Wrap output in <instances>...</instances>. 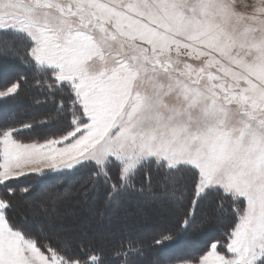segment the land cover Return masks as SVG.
Returning a JSON list of instances; mask_svg holds the SVG:
<instances>
[{
  "label": "snow or ice",
  "instance_id": "6c2138e0",
  "mask_svg": "<svg viewBox=\"0 0 264 264\" xmlns=\"http://www.w3.org/2000/svg\"><path fill=\"white\" fill-rule=\"evenodd\" d=\"M0 60L28 73L0 75V101L27 87L46 109L0 121V264H111L57 197L21 186L46 170L180 214L113 248L119 264L189 232L202 247L178 264H264V0H0Z\"/></svg>",
  "mask_w": 264,
  "mask_h": 264
},
{
  "label": "trees",
  "instance_id": "16d2710c",
  "mask_svg": "<svg viewBox=\"0 0 264 264\" xmlns=\"http://www.w3.org/2000/svg\"><path fill=\"white\" fill-rule=\"evenodd\" d=\"M3 60H0V62ZM1 68H0V73H2L3 71H7L8 69H12L14 67H16L19 72L17 73H21V74H25L27 75V71L25 69V67L23 65H21L19 62H5L3 61L1 63ZM14 66V67H13ZM35 93L33 92V90L31 88H25L24 91L21 93V95L14 99V100H8L6 102L4 101H0V121H3L5 119H15L17 121H29L31 120L33 117H38V118H42L41 114L46 110L44 107L39 108V106L34 105L33 103V97H34ZM21 100H25V104L24 106H19L18 101ZM31 102V103H29ZM23 103V102H22ZM21 103V104H22ZM33 103V104H32ZM32 104V105H31ZM15 106L17 105L18 107L16 108L15 112L12 113L11 117H2V115H4L5 113L8 114V112L11 109V106ZM27 107V108H26ZM30 107H32V109H30ZM30 109L29 113H26L24 111H22L23 109ZM41 109V112H38L39 109ZM18 109V110H17ZM37 109V110H35ZM13 112V110H11ZM19 126V125H18ZM46 131V128L44 127H37L35 130H27L25 129L22 132V141H29V140H34V139H39V140H43V134ZM22 181V185H27L30 184L33 188H39L40 189V185L41 184H48L49 185V189L47 191V194L45 196H50L52 194V192H54L55 189H57L58 187L60 188H69L72 187L73 189H75V191H73V193L75 194V196L77 197H81L82 195H80L78 192L82 191V190H76L78 187L82 186V188H88L86 191H83V196L84 197L86 195V193H92L91 189L85 185L84 183V179L79 176V175H59L57 173H53V172H48L46 171L45 174L43 176L40 175H36V174H32L28 177H21L20 178ZM99 203V206H96V217L94 219H99L103 222L107 221V219L109 218L112 219L113 217L116 220V224H114L113 226H118L117 230H114V232L116 233L115 236L119 237L120 240H115L112 243L107 242L109 239L111 238H101L100 236H98L97 234H91L90 237L92 238V240L95 242L97 240H101L98 243H101L104 241V243L106 244V246H103L102 248H104V255L106 257V259L111 258L112 262H115V264H119V261L117 259V257L115 256V254L113 253L112 249L117 247L118 245L122 244V243H127L128 241H150L152 235H154L157 231H161L164 230L166 228H178L179 227V222H180V214L178 212H176L175 219H168V223H161L159 224V226H157V224L155 223H147L144 220L142 226L137 227L132 229L133 227H131L132 223L133 224H139L141 223L140 221L145 219L146 217H154L152 216V214H156V207L154 206L151 207L152 210L149 213H146V209L148 207V204H146L145 201L137 199L135 197H126L122 200H120L117 203H111V202H105V200L100 197L99 201H97ZM97 202L95 205H97ZM138 207V208H137ZM206 207V208H205ZM205 208V209H204ZM150 209V208H149ZM148 209V210H149ZM201 212H209L211 211V209L206 205H203L200 209ZM126 212L129 213L126 215ZM162 214H166V213H162ZM129 219V222L127 221ZM137 220V222H135ZM151 220V219H148ZM230 223V219L228 217H225L224 219H222L219 222V227L221 229L226 228L228 226V224ZM118 224V225H117ZM112 225V223H111ZM93 235V236H92ZM98 236L97 237L95 236ZM202 240L203 237H201L199 234L197 233H192L189 232L187 234L184 233H180V235L178 236V242L177 243H172V244H168L163 248H154V249H150L145 256L146 257H155L158 255L162 256V260H167L168 264H178V261L172 259L175 257H181V256H186V255H190V254H196L198 253V250L202 247ZM97 244V242H95ZM98 247H100V245L97 244ZM187 247L188 250H181L180 252L178 251H172V249L174 248H179V247ZM175 249V250H176ZM153 253V254H152ZM144 261V260H143Z\"/></svg>",
  "mask_w": 264,
  "mask_h": 264
},
{
  "label": "rangeland",
  "instance_id": "374dc122",
  "mask_svg": "<svg viewBox=\"0 0 264 264\" xmlns=\"http://www.w3.org/2000/svg\"><path fill=\"white\" fill-rule=\"evenodd\" d=\"M2 62L3 61L0 62V68H1V65H2L1 63ZM17 72H19V70L16 67H14L12 69H8L6 72L3 71L2 73H0V75H3L5 73L8 74V75H15ZM18 102L19 103L17 105H19V106H22V104H25V103L21 104V102H24V100H21V102L20 101H18ZM29 103H31V102H29ZM17 105L11 106V109L8 112V114L5 113L4 115H2V117L3 116L5 118L6 117H11L12 113H14L16 108L18 107ZM40 107L41 106H39V108ZM26 108L23 109L22 111H24L26 113H29L30 109H32V107H30V109L29 108L26 109ZM39 108H37V109H39ZM37 109H35V110H37ZM11 110H13V112ZM23 142H33V140L23 141ZM40 142H43V140H40ZM39 187H40V189L43 190L42 194H41V198H46L47 196H45V195L47 194V191L50 188L49 185L48 184H41ZM87 189L88 188H84V187L82 188V186H80L76 190H78V191L82 190V191H80L78 193L83 196V191H86ZM73 191H75V189H73L72 187H69V188H65V187H63V188L60 187L59 188L58 187L51 194V196H54V197L58 198V209H59V211L61 213H66L67 214L66 217H65L67 222H69V223L80 222V223L86 225V229L85 230H86V232H87L89 237H90L91 234L95 233V234H97L98 236H100L101 238H104V239L111 238V239H109L107 241L109 243H112L115 240L116 241L120 240L119 237L115 236L116 233L114 232V230H117L118 226H113L114 224H116V220H115L114 217L112 219H110V220L108 218L107 221H105V222H103V221H101L99 219H94L96 217V215H95L96 214V211H95L96 210V206H99V203L97 201H99L101 196L94 195L93 192H92L90 194L86 193V195L84 197H82V196L81 197H77V196H75ZM96 202H97V205H95ZM151 207L154 208V205H149L148 204V207L146 209V213L154 211V210L151 209ZM155 212H157V213L156 214H152V216H154L152 218L151 217H146L145 219L141 220L140 221L141 223H139V224H133L132 223V225H131V227H133L132 229L144 225L143 224L144 220L146 221V224L147 223H149V224L155 223V224H157V226H159V224H161V223H168L169 222L168 219H170V218L172 220L176 218V216H175L176 212H168L166 214H162V213L158 212L157 210ZM127 214H129V213L126 212V215ZM148 219H151V220H148ZM127 221L129 222V219ZM135 222H137V220ZM111 223H112V225H111ZM97 235L95 237H97V239H98ZM100 241L101 240H97L95 242H97V244L100 245V247L106 246L104 241L101 242V243H98ZM187 247L188 246L182 247V248L179 247L177 249L175 248L176 250L173 248L171 252H173V251H177V252L179 251L180 252L181 250H185V249L188 250ZM156 259H162V256L158 255V256L150 257V258L144 256V259H143L144 261L142 262V264H151V261L156 260ZM108 260L111 261V264H115V262H112L111 258H109Z\"/></svg>",
  "mask_w": 264,
  "mask_h": 264
},
{
  "label": "bare ground",
  "instance_id": "6f19581e",
  "mask_svg": "<svg viewBox=\"0 0 264 264\" xmlns=\"http://www.w3.org/2000/svg\"><path fill=\"white\" fill-rule=\"evenodd\" d=\"M21 102V101H20ZM24 102H25V100H24ZM23 102V103H24ZM19 103V102H18ZM22 103V102H21ZM23 106H24V104H22ZM41 109H42V107H40ZM41 109H39V111L38 112H41ZM80 189V188H79ZM83 215V214H82Z\"/></svg>",
  "mask_w": 264,
  "mask_h": 264
}]
</instances>
